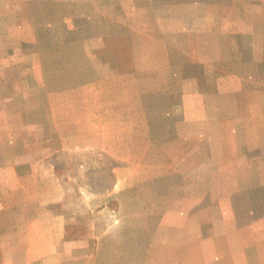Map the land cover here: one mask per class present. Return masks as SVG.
Listing matches in <instances>:
<instances>
[{
	"label": "rangeland",
	"instance_id": "374dc122",
	"mask_svg": "<svg viewBox=\"0 0 264 264\" xmlns=\"http://www.w3.org/2000/svg\"><path fill=\"white\" fill-rule=\"evenodd\" d=\"M5 14L32 41L10 49L24 98L62 102L52 174L106 230L94 258L264 259V0H0Z\"/></svg>",
	"mask_w": 264,
	"mask_h": 264
},
{
	"label": "crops",
	"instance_id": "0c3cea01",
	"mask_svg": "<svg viewBox=\"0 0 264 264\" xmlns=\"http://www.w3.org/2000/svg\"><path fill=\"white\" fill-rule=\"evenodd\" d=\"M138 9L140 14L173 11L171 7L155 3H148L146 7L138 5ZM8 19L10 15H0L4 23ZM10 25L0 24V264H105L94 258L91 249L106 230L97 237L95 223L91 222L88 212L79 208L74 216L70 214L61 187L52 174L55 169L52 161L66 154L60 145L63 139L60 124L66 117L57 109L63 107L62 102L53 99L46 104L44 98L34 102L24 98L21 82L13 79L10 49L14 42L32 41L19 35L22 24L15 28L14 34ZM170 66L173 64L169 63L167 69ZM43 81L33 85L42 97L45 96ZM93 85L83 83L66 90L85 93ZM61 91L52 89V97L60 96ZM68 104L71 109V103ZM44 110L48 111L44 113ZM70 112L69 124L82 123L71 120ZM46 140L51 143L46 144ZM245 264H264V259H246Z\"/></svg>",
	"mask_w": 264,
	"mask_h": 264
}]
</instances>
